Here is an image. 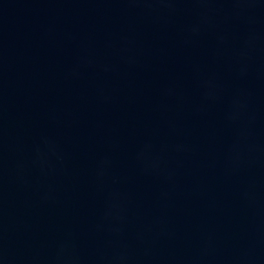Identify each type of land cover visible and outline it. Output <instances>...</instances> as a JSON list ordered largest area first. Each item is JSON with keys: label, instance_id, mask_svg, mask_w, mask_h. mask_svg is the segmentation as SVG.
<instances>
[{"label": "water", "instance_id": "obj_1", "mask_svg": "<svg viewBox=\"0 0 264 264\" xmlns=\"http://www.w3.org/2000/svg\"><path fill=\"white\" fill-rule=\"evenodd\" d=\"M0 264H264V0H173L1 83Z\"/></svg>", "mask_w": 264, "mask_h": 264}]
</instances>
